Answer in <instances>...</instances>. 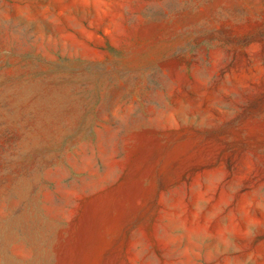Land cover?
I'll return each instance as SVG.
<instances>
[{
    "label": "rangeland",
    "instance_id": "obj_1",
    "mask_svg": "<svg viewBox=\"0 0 264 264\" xmlns=\"http://www.w3.org/2000/svg\"><path fill=\"white\" fill-rule=\"evenodd\" d=\"M0 264H264V0H0Z\"/></svg>",
    "mask_w": 264,
    "mask_h": 264
}]
</instances>
